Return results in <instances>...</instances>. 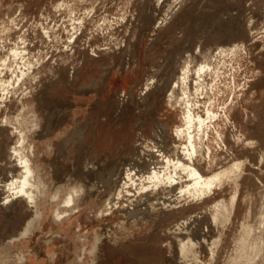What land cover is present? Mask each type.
I'll return each mask as SVG.
<instances>
[{
	"label": "rangeland",
	"instance_id": "rangeland-1",
	"mask_svg": "<svg viewBox=\"0 0 264 264\" xmlns=\"http://www.w3.org/2000/svg\"><path fill=\"white\" fill-rule=\"evenodd\" d=\"M155 1L0 0V264H264V0ZM153 141L205 176L240 167L196 201L176 196L187 173L141 193L96 180Z\"/></svg>",
	"mask_w": 264,
	"mask_h": 264
},
{
	"label": "bare ground",
	"instance_id": "bare-ground-1",
	"mask_svg": "<svg viewBox=\"0 0 264 264\" xmlns=\"http://www.w3.org/2000/svg\"><path fill=\"white\" fill-rule=\"evenodd\" d=\"M204 68H205V66L201 65L198 67V69H199L198 71L202 72V70H204ZM188 105H190V104H188ZM208 113H210V112H208ZM54 116H55L54 114L50 115V117L48 118V121L53 120L52 118H54ZM214 117H215V115H214ZM183 118H184V126L185 127L177 129L176 135L180 139V142H181V138L185 137L186 144H183L182 142H181V144L187 146V148H188L187 150H190V152L187 151V152H189L188 155L192 158V156L196 153V144L194 141L195 136L193 135L192 130L196 124L199 125V128H202L203 125H205V119H203L199 115H197V116L194 115L191 107L187 108V111H186ZM162 129H163V126H162ZM160 134H162V130H161ZM158 135H159V133H158ZM20 136H22L21 137L22 138L21 144H23V141H24L23 134L21 133ZM160 142H162L161 139H160L159 143ZM163 142H162V144H163ZM142 147L144 148V152H143L144 162L141 161V162H143L142 165L139 166V164L137 163V160L135 161L137 164L134 162V160H129V163L127 165L128 167L124 168V167H121L120 160L116 159L117 161L114 160L115 162H113L112 164H110L108 166L106 165L107 167H104V169L102 168L100 171H98V173L95 174L96 180H98L100 185H102L104 183L105 179H108V181L111 183V186L115 185V183H117V181H120V185H123L127 190H128V188L132 187L134 189L133 191L135 193H141V192H145V191L149 190L152 187L158 188L160 186H166V187L167 186H174L175 184L179 183L178 179H181L180 175L182 173H187L189 183L186 185L185 184L181 185L176 196H178V197L182 196V197H180V199H183L184 198L183 196H186V200H188V198H191L192 201H194V200L196 201L197 199H201L205 195L209 194V192L212 190V188L216 184H220L222 182L223 178L230 177L231 174L234 173L236 170H238L240 167V164H238V163L234 164L233 163V165L230 168L223 170L220 173H217V174L212 173V175L210 174L209 176H205L197 169V167H195L191 164L185 163L184 161L180 160L179 159L180 156H179V158H175V157L171 158L168 155L169 152H165L164 148H161L160 146H158L157 142H154V147H152V148L148 147L147 143H144L142 145ZM15 151L18 153V155H19L18 158L20 160L19 162L23 166V175L21 176V179L20 178H19L20 180L15 179L16 181H14V182H16V184H18L16 187L17 193L25 195L26 198L28 199V201L33 203L35 200H34V195H33V191L31 190V188H34V186L31 183V179L33 177L34 171H33V168L31 166L30 158L28 155L24 154L22 152V150L18 149L17 147L15 148ZM136 155H138V152L136 153ZM159 157L162 158L161 161H158ZM148 163H150L152 165V167L147 168ZM134 164L139 166L140 170L137 169V171H136ZM141 168L142 169L145 168V170L143 171V170H141ZM119 171H120V173H119ZM135 175L137 177H134ZM146 182L149 184L145 185ZM117 184H116V187L118 186ZM179 184H181V183H179ZM71 192H72V190H71ZM176 199H177V197H176ZM234 199H235V197H233L232 200H234ZM5 200H7V198ZM65 200H66V203L68 205L71 204L73 202V195L70 193L69 196H67V198ZM190 202H191V200H190ZM219 208H220V204L218 203L215 206V212L212 215L214 222H217ZM224 210H226L225 205H224ZM55 215L57 218L61 217V214L58 210L56 211ZM185 223L186 222L183 223V226ZM178 228H180L179 225H178ZM28 231H29V228H26V230L23 234L26 235L28 233ZM187 232L189 233V230ZM192 234H193V230H192ZM181 235H183V234H181ZM187 235H185V236H187ZM189 235H191V234H189ZM246 235H248V234H246ZM179 236H180V234H179ZM179 236H177V237H179ZM177 239H179L178 250H180L181 254H183V255L191 254L194 251V248L198 245L197 240L194 238H191L190 236H188V238L187 237L186 238L180 237ZM200 248H202V247H200ZM210 251H211V254L213 255L214 254L213 249H211ZM194 254H195V252H194Z\"/></svg>",
	"mask_w": 264,
	"mask_h": 264
}]
</instances>
